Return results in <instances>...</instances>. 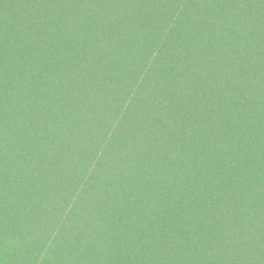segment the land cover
<instances>
[{
	"label": "trees",
	"instance_id": "1",
	"mask_svg": "<svg viewBox=\"0 0 264 264\" xmlns=\"http://www.w3.org/2000/svg\"><path fill=\"white\" fill-rule=\"evenodd\" d=\"M18 74L0 238L48 217L43 262L264 264V0H0Z\"/></svg>",
	"mask_w": 264,
	"mask_h": 264
},
{
	"label": "rangeland",
	"instance_id": "2",
	"mask_svg": "<svg viewBox=\"0 0 264 264\" xmlns=\"http://www.w3.org/2000/svg\"><path fill=\"white\" fill-rule=\"evenodd\" d=\"M11 49L13 50L14 53H19V50L17 49V46H12ZM42 60H33V61H28V65L32 66L34 68H40L42 65ZM16 68L19 66V61L15 60ZM22 74L14 75L13 78L8 79L4 82H2V88L0 89V94L3 96V99H10L12 96L19 95L22 91H25L28 87L29 84L25 82V80L21 77ZM23 76V75H22ZM24 77V76H23ZM25 78V77H24ZM19 93V94H18ZM37 137V136H35ZM27 167L22 166L20 171H26ZM49 221L48 217H45L44 224L41 222V227L36 229H32V232L28 233L27 231V237L22 238L21 241L14 242L12 240V236L9 233H6L5 238H0V260L3 262V264H50L52 261V264H65L60 263L59 261H55V259L52 257V254L49 253V257L46 255V261L43 262L41 261L42 255H44V252L39 256V250L43 248V234H44V229L47 227L46 224L47 220ZM15 247H19L21 249L19 257H10L9 262H5V254L8 249H10V252L13 251ZM38 247V248H37ZM39 260H38V258ZM3 258V259H2ZM51 258V259H50ZM89 259L86 260V262L90 263V257ZM57 260V259H56Z\"/></svg>",
	"mask_w": 264,
	"mask_h": 264
}]
</instances>
